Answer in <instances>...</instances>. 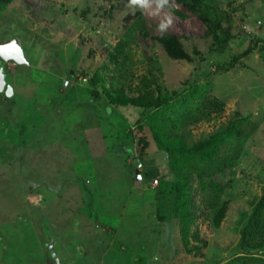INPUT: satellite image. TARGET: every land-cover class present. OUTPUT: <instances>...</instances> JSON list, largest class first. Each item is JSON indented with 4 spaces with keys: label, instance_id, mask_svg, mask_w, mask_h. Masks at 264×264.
I'll list each match as a JSON object with an SVG mask.
<instances>
[{
    "label": "rangeland",
    "instance_id": "1",
    "mask_svg": "<svg viewBox=\"0 0 264 264\" xmlns=\"http://www.w3.org/2000/svg\"><path fill=\"white\" fill-rule=\"evenodd\" d=\"M170 3L150 15L130 0H0V43L26 60L0 59L13 88L0 93V264H264V0ZM166 18L190 60L155 40ZM138 127L154 186L135 179ZM226 127L206 158L162 149ZM171 193L167 222L158 196Z\"/></svg>",
    "mask_w": 264,
    "mask_h": 264
},
{
    "label": "trees",
    "instance_id": "2",
    "mask_svg": "<svg viewBox=\"0 0 264 264\" xmlns=\"http://www.w3.org/2000/svg\"><path fill=\"white\" fill-rule=\"evenodd\" d=\"M206 24H207L206 25L207 31L212 35L213 39L215 40L214 42L217 45H222L226 40L220 37V34H221L220 32H222V29L220 28L219 22L216 20H207ZM183 38H185V36L173 35V34H163V36L156 37L155 40L158 41L163 46L164 50L167 52V54L171 58L176 59V60H187L188 61L190 60V58L187 55V53L184 51L183 46H182ZM128 40H129L128 37H126L124 38L123 42L124 43L127 42L128 44ZM238 59L239 57H234L233 59H231L230 61L226 63L217 64L215 65V69L217 72H227L236 66ZM89 93H90V99L96 97L97 95L93 91H89ZM175 95L176 93H173V96ZM168 101H170V97L159 96L157 99L153 100L152 102H149L147 106L149 108H159L162 105L167 104ZM236 115L240 118H243L239 114H236ZM138 131H139V135L137 136V139H136V146H137L136 158L140 160L141 168H145L146 171L144 173L137 172V171L135 172L141 176V180L145 177L147 180V184H149L152 180H155V177H156V171L152 168V160H151L152 156L149 152V149L151 147V140L147 135L142 133L141 127H138ZM230 132H231L230 127H226L224 130L217 131L215 134H213L209 138L202 140V141L195 142L191 145H186L179 141V142H173V143L164 145L162 149L166 152L168 159L173 158L176 154L193 156V157L201 156V157L206 158L209 156L208 154L213 149L216 148L219 141H221L223 138L229 135ZM172 137L177 138V133L176 134L174 133ZM168 169H169L168 172L171 173L170 181H173L174 179H176V177L179 176L178 175L179 173L175 171L173 166L169 165ZM187 182H188V179L180 177L178 182L175 184V187H174L175 192L187 186L186 185ZM158 198L166 214V217L163 220L170 222L171 216L175 210L173 207L174 202H175L174 194L171 193L169 200L165 198L164 199L160 198L159 196ZM262 200L264 201V196L262 197ZM261 219H262V215L250 217L243 228V235L249 234L254 226H256L255 228L257 232V229H259L257 226H259ZM259 236L261 238L262 234L261 235L259 234ZM257 245H259L258 242H257Z\"/></svg>",
    "mask_w": 264,
    "mask_h": 264
},
{
    "label": "water",
    "instance_id": "3",
    "mask_svg": "<svg viewBox=\"0 0 264 264\" xmlns=\"http://www.w3.org/2000/svg\"><path fill=\"white\" fill-rule=\"evenodd\" d=\"M0 59L3 62H13L16 65H25L26 60L23 56L22 49L16 44L14 39H10L5 43H0ZM0 93H3L5 97H11L13 94V88L6 83V75L3 67L0 66ZM141 166L140 160L135 159L134 168L138 169ZM136 180H141L139 174L135 175ZM56 264H60L58 259H55Z\"/></svg>",
    "mask_w": 264,
    "mask_h": 264
},
{
    "label": "clouds",
    "instance_id": "4",
    "mask_svg": "<svg viewBox=\"0 0 264 264\" xmlns=\"http://www.w3.org/2000/svg\"><path fill=\"white\" fill-rule=\"evenodd\" d=\"M130 5L134 9H152L150 15H157L162 9L167 10L170 14L172 9L170 0H130ZM171 23V19L166 18L161 21L156 30L163 34Z\"/></svg>",
    "mask_w": 264,
    "mask_h": 264
},
{
    "label": "built area",
    "instance_id": "5",
    "mask_svg": "<svg viewBox=\"0 0 264 264\" xmlns=\"http://www.w3.org/2000/svg\"><path fill=\"white\" fill-rule=\"evenodd\" d=\"M156 185V180L154 181V184L152 186Z\"/></svg>",
    "mask_w": 264,
    "mask_h": 264
}]
</instances>
